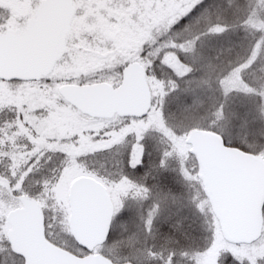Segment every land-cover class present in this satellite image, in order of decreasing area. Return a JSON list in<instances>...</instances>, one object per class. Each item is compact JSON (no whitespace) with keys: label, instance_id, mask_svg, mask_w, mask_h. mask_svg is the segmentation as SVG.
<instances>
[{"label":"snow or ice","instance_id":"6c2138e0","mask_svg":"<svg viewBox=\"0 0 264 264\" xmlns=\"http://www.w3.org/2000/svg\"><path fill=\"white\" fill-rule=\"evenodd\" d=\"M0 264H264V0H0Z\"/></svg>","mask_w":264,"mask_h":264}]
</instances>
